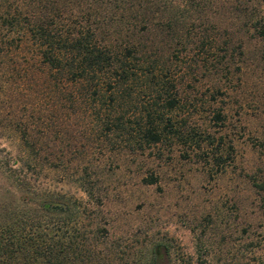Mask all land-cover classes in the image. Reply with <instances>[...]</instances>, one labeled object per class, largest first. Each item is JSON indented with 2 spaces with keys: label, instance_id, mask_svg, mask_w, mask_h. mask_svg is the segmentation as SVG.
<instances>
[{
  "label": "rangeland",
  "instance_id": "rangeland-1",
  "mask_svg": "<svg viewBox=\"0 0 264 264\" xmlns=\"http://www.w3.org/2000/svg\"><path fill=\"white\" fill-rule=\"evenodd\" d=\"M142 3L137 19L129 10L120 19L111 0L48 5L58 29L88 27L118 45L145 34L140 41L162 64L140 66H156L171 84L178 102L165 112L179 133L144 143L130 131L152 100L145 86L112 113L130 134L107 131L105 103L98 110L54 93L38 76L42 66L25 76L12 49L0 59V197L68 203L100 264H264V0ZM171 22L183 44L165 27Z\"/></svg>",
  "mask_w": 264,
  "mask_h": 264
},
{
  "label": "trees",
  "instance_id": "trees-1",
  "mask_svg": "<svg viewBox=\"0 0 264 264\" xmlns=\"http://www.w3.org/2000/svg\"><path fill=\"white\" fill-rule=\"evenodd\" d=\"M111 1L117 5L120 19L128 10L137 19L143 15L142 2L146 0ZM22 3L13 8L7 3L0 4V59L11 57L14 49L21 55L25 76L36 75L35 66H42L38 76L54 83V93L67 92L71 101L88 98L98 103V110L99 105L105 103L111 110V113L106 111L108 117L102 120L107 131L114 129L125 134L133 131L144 143H155L179 133L165 112L178 102L169 94L171 84L162 79L164 75L154 72L156 66L152 65L151 69L140 66L162 64L156 59V53L152 52V57L140 41L145 34H137L138 39L132 36L122 45L105 43L88 27L79 30L56 28L57 13L49 6L51 0ZM165 27L170 28L178 44H183V34L175 33L172 22ZM142 29L147 31L145 26ZM225 45L224 52L228 54L229 47ZM236 47L240 54L239 46ZM134 86L150 88L152 100L144 107V115L140 118L143 122L135 118L132 121L135 128L126 131L125 118L112 113L125 95L130 96ZM214 118L221 120L218 113ZM19 135L25 148L34 152V146L28 144L26 130L22 129ZM4 168L7 172H16L22 166L5 164ZM4 168L2 172L6 171ZM83 191L91 193L86 186ZM13 194L9 198L0 197V264H100L95 245L84 242L82 226L77 224V218H72L77 213L68 203L55 202L48 197L38 201L30 197L19 200Z\"/></svg>",
  "mask_w": 264,
  "mask_h": 264
}]
</instances>
